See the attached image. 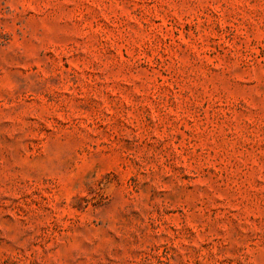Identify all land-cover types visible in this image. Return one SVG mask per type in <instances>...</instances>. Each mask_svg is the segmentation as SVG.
I'll return each instance as SVG.
<instances>
[{
    "label": "rangeland",
    "instance_id": "rangeland-1",
    "mask_svg": "<svg viewBox=\"0 0 264 264\" xmlns=\"http://www.w3.org/2000/svg\"><path fill=\"white\" fill-rule=\"evenodd\" d=\"M0 264H264V0H0Z\"/></svg>",
    "mask_w": 264,
    "mask_h": 264
}]
</instances>
